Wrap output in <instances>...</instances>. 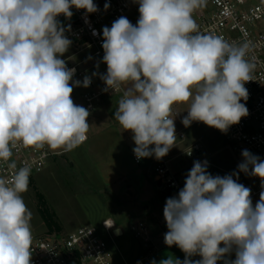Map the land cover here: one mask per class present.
I'll list each match as a JSON object with an SVG mask.
<instances>
[{
    "label": "clouds",
    "instance_id": "9594fccd",
    "mask_svg": "<svg viewBox=\"0 0 264 264\" xmlns=\"http://www.w3.org/2000/svg\"><path fill=\"white\" fill-rule=\"evenodd\" d=\"M135 3V25L121 16L103 28L107 72L101 79L105 91L124 89L114 118L132 132L136 158L161 159L175 146L177 103L188 104L185 127L196 121L226 133L246 117L241 100L248 99L245 83L255 68L250 42L201 33L193 14L206 0ZM73 7L98 11L93 0H0V161L12 170L0 176V264H31L32 213L23 194L32 167L25 162L17 168L14 150L47 146L62 154L88 138L90 112L71 94L91 79L73 81L76 69L61 58L72 43L65 36L71 26L58 17L71 18ZM242 156L238 171L225 176L210 174L206 160L194 162L163 210L164 242L185 259L168 256L159 264H217L233 252L235 259L225 264H264V191L253 205L251 189L238 182L243 172L259 177L264 188V160L248 150ZM196 255L201 259H190Z\"/></svg>",
    "mask_w": 264,
    "mask_h": 264
},
{
    "label": "built area",
    "instance_id": "2783aa9c",
    "mask_svg": "<svg viewBox=\"0 0 264 264\" xmlns=\"http://www.w3.org/2000/svg\"><path fill=\"white\" fill-rule=\"evenodd\" d=\"M98 7L95 13H86V10L71 9L73 15L66 18L62 14L59 20L65 21L63 25L70 30L65 32V36L72 41L68 51L61 57L66 61L68 68H75L73 79L85 76L91 79L85 92L81 95L84 107L93 113L97 110L105 98L115 97L118 101L123 96L124 89L119 92L105 91V83L96 84V79L107 72V65L103 63L104 50L103 28L111 27L113 21L121 16L135 25L139 19V5L135 0H93ZM99 2V3H98ZM105 3L109 7L105 9ZM193 17L198 25V29L203 34L221 36L230 42L241 43L248 41L251 44V51L248 58L255 64L252 72V80L245 83L249 96L246 101L241 100L248 109L249 114L242 117L238 124L230 126L226 133L219 130L225 145L233 156L241 163L243 161L242 151L248 150L252 154L264 160V0H206V3L198 8ZM97 35H93V31ZM86 54L89 60H94L99 65L100 72L97 75L87 74L80 70L72 62L75 56ZM114 111V113H115ZM175 105H173L172 118L176 117ZM201 122H192L191 127L199 125ZM174 124H176L174 119ZM131 132V131H130ZM132 133V132H131ZM133 135V134H132ZM177 142H185L186 133L181 131L176 133ZM203 137L194 144L188 152L198 154L202 151ZM132 146V160L136 166L142 164L145 158L137 159ZM154 147V146H150ZM53 154L45 146L43 149L21 148L14 150L11 160L17 164V168L23 166L25 162L31 164L32 171L30 180L41 174L47 167ZM208 161L201 159V162ZM152 175L163 196H178L182 189L178 174L174 171L169 154L161 159L151 156ZM210 163L208 161V167ZM11 171L7 164L0 161V176L9 177ZM247 187L251 189V197L257 196L264 191L259 177L246 175ZM106 231L111 232L113 224L104 223ZM32 245L31 264H116L108 249V244L103 240L97 230L91 226L80 227L65 237H52L39 234L31 225ZM136 238L140 239L145 247L151 248V240L148 229L143 223H139L133 229ZM152 252L153 250L150 249ZM232 257H225L220 260L225 264V260H233ZM129 264V263H125ZM130 264H147L146 259H141Z\"/></svg>",
    "mask_w": 264,
    "mask_h": 264
},
{
    "label": "rangeland",
    "instance_id": "374dc122",
    "mask_svg": "<svg viewBox=\"0 0 264 264\" xmlns=\"http://www.w3.org/2000/svg\"><path fill=\"white\" fill-rule=\"evenodd\" d=\"M59 21L62 25L65 24V21ZM72 62L79 65L78 67L81 71L92 74V76L93 73L97 75L102 72L97 62L89 60L86 54L75 56ZM73 81L82 82L80 78L73 79ZM96 84H104L101 76L96 79ZM85 90L86 88L82 84L81 86L73 87L71 98L76 105L84 107L81 95ZM187 108V103L175 104L177 112L175 132H185L186 140L185 142H177L176 147L168 153L172 159L171 165L178 174L182 188L194 162L201 161L203 158L209 161L210 166L207 170L213 176H225L238 171L240 162L229 151L218 129L209 127L202 122L194 127H191V125L185 127L182 124V119L187 115ZM102 111L104 110L101 109L99 112L90 113L87 118L94 135L93 144L87 143L60 155V170L57 171L53 178L30 180L28 191L23 194V199L32 213L31 225L39 234L61 238L81 226H91L106 241L109 251H112L117 246L116 241L118 238L112 233L107 234L102 229L101 224L96 223L99 216L109 214L115 218L127 220L129 231L120 238L119 245L126 252L129 259H146L147 264H152V261H156L159 264L161 259L172 256L183 261L185 254L177 246L169 247L165 244L164 230L153 217L154 214L155 216L158 214V207L155 201L160 190L153 182H151V186H143L142 179H144V175H147L145 168L148 161L144 160L139 166L133 163L126 149V144L123 142L125 138L115 134L117 135L116 137L113 134L114 130L111 129L110 125V113L105 111V114ZM202 137V151L198 154L190 152L191 154L189 155L188 151ZM98 164H102L101 166L103 167ZM100 169L113 170L115 173L116 171L123 172L127 176L126 180L116 185L104 186L100 179H86V172L95 170L100 174ZM246 179L245 174L239 172L238 182L247 187ZM160 196L163 201L164 196L161 193ZM98 199L103 204L96 206L94 203ZM165 204L166 202L163 201V207L159 206L162 208V213ZM147 206H149L148 216L145 213ZM41 211L52 217L57 228L60 229L59 232H53L52 234L48 232V227L41 216ZM84 213H86V216ZM86 217L90 220L89 224H87ZM139 223L145 224L148 229L152 252L148 246L145 247L143 242L136 238L132 230ZM166 230L168 231L167 225ZM229 256L227 255L226 257ZM190 259L199 260L196 256H192ZM217 264H221L220 261Z\"/></svg>",
    "mask_w": 264,
    "mask_h": 264
},
{
    "label": "crops",
    "instance_id": "0c3cea01",
    "mask_svg": "<svg viewBox=\"0 0 264 264\" xmlns=\"http://www.w3.org/2000/svg\"><path fill=\"white\" fill-rule=\"evenodd\" d=\"M94 2V1H93ZM99 3V2H98ZM64 25V24H63ZM62 25V26H63ZM116 103H117V99L115 97H110V98H105L103 100V102L100 104V106L97 108V110L93 113H96V112H99V110L103 109L104 111H102L103 113L106 114V112L110 113V120H111V129H113V134H117L119 136H122L124 137V143L126 144V149L129 153V155L131 156V159H132V154H131V151H132V146L134 144V141L132 139V133L130 131H124L122 129V127H120V125L118 124V122L115 120L114 118V111H115V106H116ZM106 111V112H105ZM101 112V111H100ZM92 113V114H93ZM104 114V115H105ZM117 135H115L117 137ZM87 140L86 142H84L82 145L80 146H83L84 144H87V143H92L94 142V135H93V132L91 129H89L88 133H87ZM120 138V137H119ZM118 139V138H117ZM91 144V145H92ZM50 149V148H49ZM51 153L53 154V156L51 157L46 169L41 173L39 174L38 176L34 177L33 179H48V178H53V176L57 173L58 170H60V166H61V163L59 161V156L64 154L62 153L61 154V151H52V149H50ZM144 160H147V166L145 168V171H147V175H144V179H142V183H143V186L144 187H148V185H152L151 182H153L155 185L156 182L153 178V175H152V162H151V157H146ZM100 165V167H103L101 166L102 164H98ZM99 167V166H98ZM100 174L97 173L95 170L94 171H91V172H86V179H100L102 180L104 186L105 185H116L124 180H126V177L125 174H123V172H117L115 173V171L111 170H107V169H100ZM252 199V202H253V205H255V203L260 199V194L257 195V196H254V197H251ZM164 201V199H163ZM162 197L160 196V193L158 194V197L155 201V204L157 205V216H155V214L153 215L155 221H157V223L159 225H161L162 229L164 230V233L167 232L166 230V221H165V218H164V215L162 213V208H160L159 206L161 205L162 206ZM99 204H103L100 199L98 200H95V203L94 205H99ZM93 205V206H94ZM95 206V208H97ZM148 210H149V206H147L145 208V213L146 215L148 216ZM85 212V211H83ZM93 213H95L93 211ZM86 213H84L85 215ZM91 214V213H89ZM92 215V214H91ZM106 215V214H105ZM105 215H102V216H99L98 220H96V223H99L101 224V227L102 229L107 233V234H113L115 235V231L117 229H120L121 230V233L119 235H115L118 239L116 241V245L112 251L110 250V254L112 256V259L114 260V262L116 264H125V263H135L137 261H139V258L137 259H132L127 256L126 252L123 251L119 245V240L120 238H122L127 231H129V228H128V225H127V220L124 219V218H115L114 216H110L109 214H107L106 216ZM86 216V215H85ZM88 216V214H87ZM87 218V217H86ZM90 218L92 219V217L90 216ZM158 218V219H157ZM157 219V220H156ZM87 224H89V219L87 218ZM107 223V224H113L114 225V228L112 229L111 232H108L105 230L104 228V223ZM86 226V225H84ZM83 227V226H81ZM80 228V227H79ZM78 229V228H77ZM133 230V229H132ZM36 231V230H35ZM60 229L59 228H54L53 229V232H59ZM74 231V230H73ZM48 232H49V229H48ZM53 232H49L50 234H52ZM72 232V231H71ZM234 252L229 256V257H232L234 256Z\"/></svg>",
    "mask_w": 264,
    "mask_h": 264
},
{
    "label": "trees",
    "instance_id": "16d2710c",
    "mask_svg": "<svg viewBox=\"0 0 264 264\" xmlns=\"http://www.w3.org/2000/svg\"><path fill=\"white\" fill-rule=\"evenodd\" d=\"M168 199L167 196H164V202H166V200ZM41 216L44 220V222L46 223L49 232H53V229L57 227L56 223L54 222V220L52 219V217H50V215L48 216L45 212L41 211ZM196 257L198 259H201L198 255H196Z\"/></svg>",
    "mask_w": 264,
    "mask_h": 264
},
{
    "label": "water",
    "instance_id": "95a60500",
    "mask_svg": "<svg viewBox=\"0 0 264 264\" xmlns=\"http://www.w3.org/2000/svg\"><path fill=\"white\" fill-rule=\"evenodd\" d=\"M121 233V230H119V229H117L116 231H115V235H119Z\"/></svg>",
    "mask_w": 264,
    "mask_h": 264
},
{
    "label": "bare ground",
    "instance_id": "6f19581e",
    "mask_svg": "<svg viewBox=\"0 0 264 264\" xmlns=\"http://www.w3.org/2000/svg\"><path fill=\"white\" fill-rule=\"evenodd\" d=\"M110 225V224H109Z\"/></svg>",
    "mask_w": 264,
    "mask_h": 264
}]
</instances>
